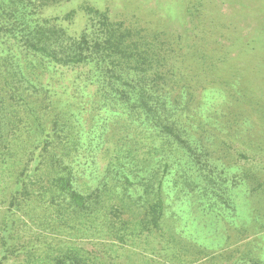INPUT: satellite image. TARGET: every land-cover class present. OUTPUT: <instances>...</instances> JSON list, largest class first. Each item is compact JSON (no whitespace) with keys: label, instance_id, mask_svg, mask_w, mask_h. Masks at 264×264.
<instances>
[{"label":"trees","instance_id":"obj_1","mask_svg":"<svg viewBox=\"0 0 264 264\" xmlns=\"http://www.w3.org/2000/svg\"><path fill=\"white\" fill-rule=\"evenodd\" d=\"M67 1L0 0V264H118L116 247L170 231L196 200L215 215L198 231H264V166L241 134L264 108L244 86L206 92L221 61L206 27L126 24L86 1L46 14ZM213 249L208 264H264Z\"/></svg>","mask_w":264,"mask_h":264},{"label":"rangeland","instance_id":"obj_2","mask_svg":"<svg viewBox=\"0 0 264 264\" xmlns=\"http://www.w3.org/2000/svg\"><path fill=\"white\" fill-rule=\"evenodd\" d=\"M84 1L107 10L112 19L122 20L126 24L163 30L187 28V34L193 37L200 35V28L206 27L207 51L214 59L221 60L219 68L215 71L212 68L211 71L214 82L203 83V86L210 88L206 92L216 93L215 90L230 84L232 88L244 86L253 90V97L264 108V0H69L49 8L46 14L54 16L71 8L78 9ZM190 3L195 6H192L196 15L194 23L187 12ZM84 21L85 18L79 12L69 25L70 31H79ZM195 23L198 26H193ZM60 72L70 78L78 71L64 68ZM221 79L223 83L217 82ZM243 125L248 127L243 126L246 130L241 128L244 129L241 134L253 145L250 152L256 156L259 166H264V120L252 114ZM260 146L262 150H258ZM251 166L254 169L258 165L251 162ZM261 175L264 177L263 172ZM194 203L186 208L187 212L181 216L182 220L173 224L170 231H156L147 239L116 247L111 260L118 264H208L202 251L211 253L218 243L219 247L231 244L238 248L239 253L250 252L251 255L264 259V231H251L237 244V231H198L203 222L209 223L215 219V215H204L210 212L199 208L197 200ZM261 207L264 211V199ZM2 210L0 206V216ZM246 222L252 225L253 221ZM193 224L198 228L192 229ZM218 233L226 238L215 240L214 235L217 236ZM208 247L213 250H208Z\"/></svg>","mask_w":264,"mask_h":264}]
</instances>
